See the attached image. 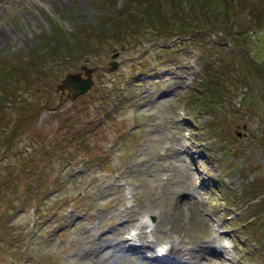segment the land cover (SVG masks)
<instances>
[{
    "label": "rangeland",
    "instance_id": "rangeland-1",
    "mask_svg": "<svg viewBox=\"0 0 264 264\" xmlns=\"http://www.w3.org/2000/svg\"><path fill=\"white\" fill-rule=\"evenodd\" d=\"M244 1L237 0L235 9H232L234 14L231 16L229 12L230 19H226L233 23V27H255L248 25L249 22L245 23V15L236 13ZM122 2L0 0V67L7 68L13 58H20L21 53H27L36 46L37 33L50 32L55 22L62 23L70 31L85 28L86 23L100 24L109 16L118 15L116 8ZM250 2L255 4L254 11L264 17V0ZM99 13L102 15L98 16ZM214 19L215 24L212 26L184 35L155 34L153 29L146 28L148 31L129 34L122 44L117 41V34L111 32L115 43L99 38L103 41L95 53L68 60L64 65L68 70L81 69V63L90 67L94 83L87 95L98 93L104 97L105 106L92 103V98L82 94L71 100L66 96V90L61 93L56 83L67 70L65 68L40 93L32 91L31 84L24 80L28 75L20 71L9 74L7 78L0 75V88L5 83L9 84L6 101L13 100L17 109L3 112L8 114L9 121L12 117H18L17 134L21 130L25 131V134L14 137L13 150L0 145V158H11L17 146L21 155L25 156L29 140L39 143L48 133L59 137L66 135V139L71 130L59 126V120L66 121V114L71 113L75 105L80 107L77 100L80 97L88 102V111L95 109L93 119L100 117V111H105L103 122L94 120L88 123L87 128L78 123L72 125V130L77 129L80 138L84 137L80 144L90 145V149L95 147L101 151L100 154L92 150H75L64 164L62 172L55 169L57 160H39L47 171L44 179L56 173L62 182L60 185L43 186L46 196L37 198V202L28 201L29 198L19 195L20 200L16 201L13 199L16 193L9 184L17 176L27 181L36 179V170L25 169L18 175L12 168L11 180L0 172V264H98L96 261L101 251L91 250L92 239H89L95 237L97 240V235H102L103 231L97 235L95 231L100 229L108 233L119 223L117 219L136 213L141 214V217L147 216L155 224L152 233L158 237L157 240L162 239L160 241L170 237L176 243L183 239H198L205 234L214 239V246L219 247L218 239L222 242L227 236H218L220 231L217 226L215 229L213 227L215 216L220 227H226L229 236L233 237L237 232L243 236L235 226L225 225L224 218L220 217L222 212L215 205L218 200L223 202L226 194L220 181L223 173L215 164L216 155L225 154L224 147L215 145L218 138L206 132H202L203 145H199L201 140L198 143L191 141L192 120L188 124L185 119L179 118V111L185 110L183 107L189 100L187 92L190 82L187 83V75L193 68L191 60L196 61V64L201 63L205 56L209 61L213 59L215 64L225 60L229 66L222 71L227 83L223 92L230 97L232 95L235 101L234 104L224 102L225 108L217 109L223 116V120H220L224 121V132L231 136L230 140H226L232 144L227 150L229 154L226 162L233 161L230 166L233 172L241 167L245 171L244 174H231L228 180L232 183V191L243 188L241 185L245 180L258 183L261 190L264 188V99L255 92L258 99L254 100V96L251 104H239L244 89L240 82H231L234 81L233 74H237V57L229 51L234 49L228 40L235 42V38L229 35L230 31L225 30L224 23ZM241 21L242 24L238 26ZM249 31L245 39L247 50L251 53L248 56L264 64V22L261 27ZM214 35L220 36L222 43L216 42ZM63 39L66 40V37ZM165 44L180 46L173 50L175 55L168 57L172 50L165 49ZM112 52L116 54V67L109 69L107 65ZM20 62V69L28 66L25 60ZM187 67L190 68L188 71ZM245 70L244 66L241 67L239 74L243 76ZM251 73L252 70L248 72L249 78ZM31 80L39 89L40 80ZM257 82H260V78ZM114 83L117 90H112L111 94L104 90ZM56 112H59V117ZM226 114L228 116L225 117ZM206 118L204 111L198 112L199 121ZM95 121L99 122L98 126L94 125ZM193 129H196V135L201 132L198 125ZM209 138L216 142L210 141L209 144ZM76 143L77 139L74 138L73 144ZM20 190L25 197L27 190L23 187ZM24 200L27 202L23 203ZM205 219L209 220L210 230H207ZM134 220L133 217L132 225ZM232 222L233 219L230 225H233ZM138 223L141 224V221ZM250 230L255 233L254 229ZM244 240L248 241V237H244ZM225 242L230 243L228 240ZM145 247L153 249L154 245ZM252 249H256L253 244H241L239 251L230 247L229 253L235 262L223 264H256L250 253ZM153 260L158 263V260ZM116 263L118 261L112 264ZM206 264L214 263L209 261Z\"/></svg>",
    "mask_w": 264,
    "mask_h": 264
},
{
    "label": "trees",
    "instance_id": "trees-1",
    "mask_svg": "<svg viewBox=\"0 0 264 264\" xmlns=\"http://www.w3.org/2000/svg\"><path fill=\"white\" fill-rule=\"evenodd\" d=\"M236 1L237 0H123L122 4L118 5L116 8L118 9V15L114 14V16H109L106 21H102L100 24H98V22H96L95 25L86 23L84 25L85 28H76L75 31L70 32L62 25L55 22L50 31L51 33L40 32L37 34V45L27 52V67L24 66L20 69L19 65L21 60L19 57H16L14 59L15 62L7 66L10 71L2 66L0 67V74L7 78L9 74L20 71L37 79V81L40 80L38 81L40 82V87V85H44L47 82H53L56 75V68L59 70L61 69L62 65L60 62L68 60L69 58L67 56L77 53L78 50H83V52L96 50L97 46L103 41L99 40V38L103 39L104 37H108L114 42L111 32L116 33L118 36V38H116L117 41L122 43L126 36L131 33L132 35L137 34L144 26H152L157 32H168L169 34L186 33L197 27L198 29L205 28L206 26L208 27L209 25L207 24H213L215 22L214 18H216L221 23L225 24L226 31L231 32L238 48L242 47L243 51L244 49L246 51L242 59L245 60V65L248 70L245 71L243 76L238 77L239 72L238 68H236L237 76L233 74L234 81L231 82H240L242 84L241 86L243 88H241L244 89V100L251 104L254 96V100L259 98L254 94L255 92L260 97L262 95L264 99V64H260V60L258 61L248 56L251 53L247 50L245 39L251 32L249 31L250 29L261 27L264 18L261 14L254 11V3L250 2V0H245L244 3L242 2V6L237 9L236 13L245 15L247 18L245 23L249 22L247 23L248 25L252 24L255 27L245 26L240 28L236 25L233 27V23H231L230 20L226 21V19H230L229 12H231V16L234 14L233 10L235 9ZM100 15H102V13H99L98 16ZM242 22L243 21L239 22L238 26H240ZM115 27L116 30L114 29ZM233 33H235V35ZM64 37H66V40L63 39ZM237 42H239V44ZM39 45H42L41 48H39ZM249 57L252 60L251 63ZM217 64H215L216 66L214 67L216 71L215 75H208L209 79L205 82V85L202 84V86H200L201 89L198 88L196 92H193L191 103H193V106L194 102L196 106H213L217 117H222L221 112L219 115L217 109L220 110V107L225 108L224 102L229 101L234 104V101H232V95L230 97L227 93L223 92L225 87H227V83H225L226 78L223 77L222 71H224L229 64L224 62L221 64V61ZM31 68H34V70L37 69L38 71L31 72L29 71ZM218 70H220V74ZM250 70H252V73L249 78L248 72ZM229 72H231V68H229ZM26 78L27 76L24 77V80ZM259 78L260 82H257ZM31 82L32 81H30V83ZM228 84L231 85L229 82ZM7 85L9 84L5 83V85L2 86L1 95L4 97H7L9 94L7 92ZM35 86H37L36 83ZM232 88L234 87L232 86ZM214 126H216V124L213 122L212 127ZM257 184L251 182L248 185L250 196L254 198L250 203V206H253V208L257 204L260 205L262 202L264 204V188L261 190V187H258ZM260 209L261 224L258 223V226L260 227V231L263 232L264 206Z\"/></svg>",
    "mask_w": 264,
    "mask_h": 264
},
{
    "label": "bare ground",
    "instance_id": "bare-ground-1",
    "mask_svg": "<svg viewBox=\"0 0 264 264\" xmlns=\"http://www.w3.org/2000/svg\"><path fill=\"white\" fill-rule=\"evenodd\" d=\"M130 218L128 217L125 221L116 223V226L110 232L97 235V240H95V237L89 239H92L90 249L101 251L98 254L99 259L96 261L98 264H112L114 261H126L128 264H202L203 257L213 258L211 256L213 255L211 249L213 242L209 238L203 239L201 242L183 241L182 244L175 243L174 239L170 238L164 246V255L147 256L141 251L140 247L149 246L150 238L147 237L145 229L140 227L141 224H137L138 228L130 233L129 238L125 236V231L129 229ZM153 227L155 229V225ZM153 259L158 260V263Z\"/></svg>",
    "mask_w": 264,
    "mask_h": 264
},
{
    "label": "water",
    "instance_id": "water-1",
    "mask_svg": "<svg viewBox=\"0 0 264 264\" xmlns=\"http://www.w3.org/2000/svg\"><path fill=\"white\" fill-rule=\"evenodd\" d=\"M115 65L113 62L112 66ZM86 75L82 76L79 71H70L65 74L58 86L63 87L67 86L68 88H73L71 96L78 91L85 89L91 82L92 78L90 77V68L85 67Z\"/></svg>",
    "mask_w": 264,
    "mask_h": 264
}]
</instances>
